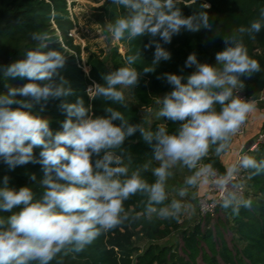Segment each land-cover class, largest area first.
<instances>
[{
  "label": "clouds",
  "instance_id": "1",
  "mask_svg": "<svg viewBox=\"0 0 264 264\" xmlns=\"http://www.w3.org/2000/svg\"><path fill=\"white\" fill-rule=\"evenodd\" d=\"M112 4L123 11L104 24L105 32L113 42L150 37L143 47L154 46L153 59L141 72L135 66L144 58L141 49L126 55V66L109 71L102 77L104 83L93 82L87 89L90 100L103 98L126 107V92H132L144 74L155 72L161 61L171 59L160 41L170 44L182 31L213 30L207 3L189 16L182 13L180 0H112ZM262 30L264 8L247 26L222 37L225 47L215 53L214 64L200 62L193 52L184 64L194 68L191 74L158 76L173 90L156 98L157 109L142 108L149 113L147 127L144 122L130 123L114 107H106V115H94L92 105L77 98L75 103H61L66 119L55 133L33 106L40 104L42 112V101L73 95L67 81L56 79L65 54L48 48L53 37L48 32H33L37 46L24 58L0 66L7 77L29 81L19 87L9 85L7 93L0 94V160L10 170L29 163L41 165L43 177L37 181L32 174L30 179L43 191L38 197L33 187L17 190L4 177L0 213L9 215L0 216V264H51L61 253L83 252L102 234L126 222L153 217L179 221L193 210L184 198L190 193L194 198L204 188L217 193L214 203L234 216L241 209L250 210L253 201L245 196V180L264 175V157L238 154L224 172L203 161L210 152L217 158L229 152L233 138L256 110L254 100L243 99L239 92L245 86L241 77L251 78L262 70L245 44V36L255 40ZM154 121H171L177 127L170 131L167 123L160 122L153 130ZM137 133L151 150V159L133 167L132 154L124 145ZM34 148L41 149L38 158ZM177 168L190 174L182 185L170 189ZM148 172L154 178L151 182L145 176ZM170 190L180 199L169 201ZM137 195L146 198L145 207L133 215L124 205Z\"/></svg>",
  "mask_w": 264,
  "mask_h": 264
},
{
  "label": "trees",
  "instance_id": "2",
  "mask_svg": "<svg viewBox=\"0 0 264 264\" xmlns=\"http://www.w3.org/2000/svg\"><path fill=\"white\" fill-rule=\"evenodd\" d=\"M207 3V9L212 24V31L201 30L197 33L182 31L181 34L173 37L170 44H161L171 53L169 61H161L155 72L144 74L140 80L141 90L159 95L172 91V86L163 79H157L163 73H174L187 76L194 71V68L184 67L187 56L196 53L200 62L215 63V53L221 51L225 45L223 36L230 35L233 30L241 25L247 26L252 19L259 15L261 8H264V0H180V7L185 16L201 11V4ZM63 23H70L67 0H0V66H8L18 59L24 58L25 52L37 46L32 41L31 35L35 31H46L52 37L49 42V49L62 50L65 54V65L59 70L57 81L62 77L67 81L68 87L73 95L66 98H50L45 104L44 110L40 111V104L33 106V111L49 120L50 127L55 133L62 130V122L66 119V113L61 109L63 102L75 103L77 98H82L85 106L92 105L94 115H106V107H114L120 110L132 124L145 123L148 120L142 117L137 106L126 107L113 104L103 98L90 100L87 89L93 82L104 83L103 76L111 70L126 66L125 58L117 48L111 50L106 61L94 58L90 62L89 73L81 63L80 50L74 45L73 39L63 32ZM64 35L59 41L57 31ZM150 37L137 38L133 41L123 40L128 43L129 54H134L141 49L142 58L136 67L142 72V67L150 66L153 59L154 46L144 48L150 42ZM156 39H159L158 37ZM245 44L249 54L261 64V71L255 73L251 78L241 77L244 82L243 90L248 96H257L264 91V30L255 40L245 36ZM77 50L78 55L70 51ZM48 49H45L47 51ZM126 57V56H125ZM29 82L26 78H11L0 70V94H6L8 86L19 87ZM183 82H186L184 80ZM18 99L20 97H17ZM28 99V98H24ZM13 107H17L14 105ZM114 123H119L115 121ZM169 130L177 127L171 121H166ZM157 122H152L153 130ZM261 130H264V122ZM124 147L128 148L133 157V167L142 165L151 159L149 147L142 141L139 133L129 137ZM40 148H34V155L38 158ZM257 159L264 157V146L254 155ZM205 163H211L220 172L226 167L214 153L206 158ZM35 174L37 181L43 177L42 167L39 164L29 163L10 170L0 160V187L3 186V179L7 176L8 186L19 189L20 187H33L37 196L42 189L36 182L30 179ZM151 182L154 178L151 172L145 173ZM252 188L246 187V197L253 201L252 208L241 209L239 216H234L231 210H225L228 220L226 229L233 234V249L224 241L223 234L219 232L218 240L214 237V231L210 228L211 216L208 214L203 222L201 220L192 227L181 229L180 220H161L153 217L151 220L141 218L135 221L126 222L123 226L102 234L83 252L59 254L51 264H197L196 259L202 255L206 264H264V175L256 176L246 183ZM146 198L140 195L133 196L125 201V209L134 215L142 212L145 207ZM169 201H166V203ZM8 213H0L6 217ZM180 230V238L183 242L182 256L178 250L170 246H151L145 252L136 255L138 250L135 246L136 240L142 236L149 240L163 239L174 231ZM220 240V243H218ZM220 244V245H219ZM206 245L209 251L203 247Z\"/></svg>",
  "mask_w": 264,
  "mask_h": 264
},
{
  "label": "rangeland",
  "instance_id": "3",
  "mask_svg": "<svg viewBox=\"0 0 264 264\" xmlns=\"http://www.w3.org/2000/svg\"><path fill=\"white\" fill-rule=\"evenodd\" d=\"M69 10L70 23H63V32L67 37L73 39L74 45L80 50V59L84 69L87 73L90 71V62L94 58H100L106 61L112 49L117 48L122 56L125 58L128 52V43L126 41L113 42L110 36L105 32L104 24L107 22H113L116 15L122 14V9L112 4V0H67ZM59 41H62L64 35L60 30L57 31ZM78 55L77 50L70 51ZM97 83V82H96ZM140 84V83H139ZM264 92V91H263ZM166 93L155 95L147 91L141 90L139 85L126 92V103L129 105L137 106L142 117L149 119V113L142 111V108L157 109L159 106L155 103L157 97L163 98ZM259 95L255 96L254 99L258 98ZM258 100V99H256ZM256 112L260 120L264 119V101H257ZM249 124V118H248ZM250 125L248 126V128ZM258 123L254 126L253 131H257L252 137H254L261 129ZM251 128V127H250ZM257 129V130H256ZM250 137V138H252ZM213 152H210L212 154ZM209 154V155H210ZM209 157V156H208ZM207 158V157H206ZM205 158V160H206ZM205 160L203 161L205 163ZM155 166V165H154ZM190 173L187 169H174V175L169 180L170 189L172 186H180L183 183L184 178ZM247 182H245L246 184ZM249 188V192L252 188L246 184ZM246 190V189H245ZM208 194V189H200L196 191L195 197L193 198L190 193L189 197L184 198L185 202H189L193 205V210L187 214L182 215L180 219L181 229L192 227L197 224L201 218L204 222V218L201 211L200 200ZM246 196V193H245ZM172 198L180 199L175 195L174 192L169 191V201ZM211 223L210 228L214 231V237L218 240L219 232L223 234L224 241L227 242L230 248L233 249V234L231 231L226 229V222L228 215L222 208H218L213 214L210 215ZM220 243V240L219 242ZM159 245L160 247L170 246L184 256L183 242L180 238V230L174 231L169 236L158 239L149 240L140 236L136 240L135 246L137 251L134 254V262L136 263V255L145 252L151 246ZM220 245V244H219ZM206 251H209L206 245H203ZM197 264H206L202 255L196 259Z\"/></svg>",
  "mask_w": 264,
  "mask_h": 264
},
{
  "label": "built area",
  "instance_id": "4",
  "mask_svg": "<svg viewBox=\"0 0 264 264\" xmlns=\"http://www.w3.org/2000/svg\"><path fill=\"white\" fill-rule=\"evenodd\" d=\"M96 83V82H95ZM92 86V85H91ZM239 95L246 100H251L253 99L254 102L257 101H264V92H261L259 94V97L254 99L253 96H248L245 91L242 89L239 92ZM248 120L246 122V124L242 127V129L240 130V132L236 135V136H240V137H244L247 134L248 131ZM264 146V130H260L254 137L244 140L239 148L237 149V153L236 156L238 154H249V155H255L258 151L261 150V148ZM235 156V158H236ZM242 176H246V173H242ZM245 182H247V180H245ZM218 199V194L211 191L210 189H208V194L205 195L201 200V211H202V215L203 218L205 219L206 216L208 214H213L219 207L218 204H215L214 201ZM207 205L206 208L203 207V205ZM203 208V210H202Z\"/></svg>",
  "mask_w": 264,
  "mask_h": 264
},
{
  "label": "crops",
  "instance_id": "5",
  "mask_svg": "<svg viewBox=\"0 0 264 264\" xmlns=\"http://www.w3.org/2000/svg\"><path fill=\"white\" fill-rule=\"evenodd\" d=\"M256 111H254L252 114H250L249 116V125L250 127L248 128L247 134L244 137H238L235 136L233 138V142H232V147L231 150L227 153L224 154V156L221 158L222 163L224 164V166L226 167L230 162H232L235 159L236 153H237V149L239 148L240 144L247 139H250V137H252L256 132L253 131L254 130V126L258 123V126H260V128L257 127V129H261L264 119L260 120L259 116H257ZM256 129V130H257Z\"/></svg>",
  "mask_w": 264,
  "mask_h": 264
},
{
  "label": "water",
  "instance_id": "6",
  "mask_svg": "<svg viewBox=\"0 0 264 264\" xmlns=\"http://www.w3.org/2000/svg\"><path fill=\"white\" fill-rule=\"evenodd\" d=\"M154 122L160 123V122H166V121H154Z\"/></svg>",
  "mask_w": 264,
  "mask_h": 264
}]
</instances>
